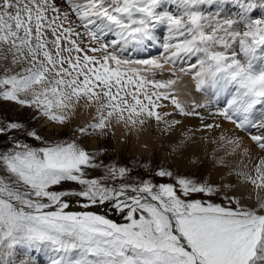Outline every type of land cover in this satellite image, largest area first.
Segmentation results:
<instances>
[{"label": "snow or ice", "instance_id": "snow-or-ice-1", "mask_svg": "<svg viewBox=\"0 0 264 264\" xmlns=\"http://www.w3.org/2000/svg\"><path fill=\"white\" fill-rule=\"evenodd\" d=\"M152 45L162 48L158 58L137 57ZM0 60V99L31 108L47 127H65L81 101L96 105L94 122L76 129L81 136L107 137L114 125L133 132L154 120L170 137L183 121L168 117L195 116L199 131L220 130L218 141L242 156L237 170L221 175L264 190V0H0ZM178 73L190 75L196 91L226 97L209 115L247 135L260 151L254 162L244 137L204 123L197 109L211 102L186 107L172 94ZM162 101L175 111L161 112ZM196 131L169 139L170 153L182 157ZM3 136L0 264H264V197L250 209L225 185L183 176L121 183L129 169L96 162L75 141L49 143L11 121L0 126ZM100 167L101 179L87 175ZM155 176L174 173L158 168ZM72 196L86 210L70 211ZM96 205H110L124 222L87 210Z\"/></svg>", "mask_w": 264, "mask_h": 264}, {"label": "bare ground", "instance_id": "bare-ground-1", "mask_svg": "<svg viewBox=\"0 0 264 264\" xmlns=\"http://www.w3.org/2000/svg\"><path fill=\"white\" fill-rule=\"evenodd\" d=\"M160 52H162V48L159 47V45H152L146 50H138L137 57L158 58ZM0 63L5 62L0 60ZM178 77L176 84L173 85L172 94L176 95L186 107H190L193 101L197 103L211 102L208 108L197 109V111L205 117L204 123H213L214 121L222 123L224 131L227 132L230 130L232 136L244 137V145L252 148L254 162L260 155V151L258 148L252 146L247 135L240 130L235 129V126L231 123L223 121L219 117L209 115L210 111H214L224 105L223 103H225L226 97L221 96L218 101H216L215 98L206 95L203 92L196 91L195 82L192 78L182 73H178ZM156 78L168 79L169 76L165 73L164 76H157ZM162 103L167 104V107L160 109L161 112L167 111L171 113L175 111L170 101H162ZM95 108L96 105L94 103L85 106L84 101H81L77 105L75 114L69 122L70 125L74 123L76 125L84 126L88 121L89 123L94 122L93 118L96 114ZM168 119H179L183 121L181 125L175 128L170 137L161 134L156 127L154 120L147 121L142 128H138L137 131L133 132H129L123 125H114L112 129V137L115 139L116 149L120 150L123 147V143H127L134 155L151 157L154 154L156 156L155 158H158L161 163L172 166L177 169L178 172L179 170H186V168L189 170L204 171V181L214 182L217 185H225L224 191L230 196H235L236 200L240 202V205L250 209H258L260 201L257 197H264V190H254L250 184L245 183L242 180L237 181L232 175H221L223 173H228L229 167L233 170H237L238 166L241 164L242 156L239 154H232V149L229 145L218 141L220 130L211 134L205 131H199L198 129L202 127L201 121L195 116L183 117L175 115L168 117ZM55 128L59 129L60 127H48V129ZM193 130H197L195 135L196 143L189 144L184 149V155L182 157L172 155L169 151V139L173 142H177L182 138V134H190ZM202 137L204 139H202ZM97 143L98 139L93 136H91L89 142H87L90 147H95ZM161 145H163V147ZM221 159L225 162L226 166L213 167L211 162L216 160L217 164H219ZM228 160L233 161L232 165L227 162ZM251 166V163H249V169ZM249 169L244 170L248 171ZM259 214H264V212H260ZM42 259L45 260L46 264V258Z\"/></svg>", "mask_w": 264, "mask_h": 264}, {"label": "rangeland", "instance_id": "rangeland-1", "mask_svg": "<svg viewBox=\"0 0 264 264\" xmlns=\"http://www.w3.org/2000/svg\"><path fill=\"white\" fill-rule=\"evenodd\" d=\"M2 75H3V69L0 68V76ZM33 115L34 113L31 108L22 107L15 102L4 101L3 99H0V126H5L10 121L21 122L24 125H26L28 129L38 131L49 143L75 141L78 146L88 151L90 155H94L96 158V162L98 163L102 162L104 165L107 166H125L127 169H129L130 179H128L127 181H121V183L135 184L142 179L151 181L156 184L174 183L175 179L180 176L193 179L197 182L202 181L205 183H209L204 181V177H205L204 171L189 170L188 168H186V170L183 171L179 170L178 172L177 169L173 168L172 166L161 163L158 158L157 159L155 158L156 156L154 154L151 157H146V156L142 157V156L134 155L133 152L130 150V146L127 143H123V147L120 150H117L115 147V139L112 137V132L107 137H100L96 134L86 135V136H81L78 134L76 137H74L77 133L76 131L77 127L79 126L83 127V126L78 124L76 125L74 123L70 125V123H68L65 127H60L59 129L56 128L48 129V127L45 126V121L43 119L33 120ZM88 123L89 121L86 124ZM9 135H13V133H10ZM91 136L98 139V143L95 147H90L87 144ZM20 139L24 140L25 137L20 136ZM0 140L7 142L9 140V136L0 137ZM26 142L33 147L42 146L39 141H36L34 139H26ZM6 146H7L6 143L4 145H0V147H6ZM227 162L231 165L233 163V161L230 160H228ZM158 168H166L172 170L174 173V177L172 179L169 178L161 179L156 177L155 172ZM86 172L90 178L101 179L104 175L105 169L103 167L96 169H87ZM139 176L142 179L139 178ZM210 183L213 185H217L214 182H210ZM116 186L118 187L119 184H117ZM65 187L66 188L71 187L75 189L78 186L75 184L66 183ZM66 199L72 201L71 207L69 209L70 211H84L83 209H80V207L76 205L77 204L76 200L78 199H75V196L68 197ZM193 199H201L207 201L209 198L206 196H194ZM211 202L222 204L225 206L228 205V201L224 200L222 196L211 197ZM231 206L235 208L237 207V204L233 202ZM119 222L123 223L122 221Z\"/></svg>", "mask_w": 264, "mask_h": 264}]
</instances>
